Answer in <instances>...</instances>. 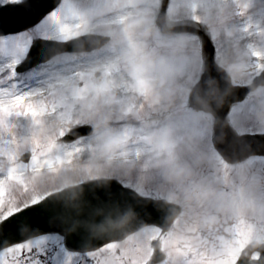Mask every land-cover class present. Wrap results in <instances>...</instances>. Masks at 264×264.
<instances>
[{"label": "rangeland", "instance_id": "obj_1", "mask_svg": "<svg viewBox=\"0 0 264 264\" xmlns=\"http://www.w3.org/2000/svg\"><path fill=\"white\" fill-rule=\"evenodd\" d=\"M162 3L63 0L58 7L70 12L64 37L54 10L11 33L30 38L19 63L37 38L68 41L91 32L111 36L109 42L91 52L58 53L23 72L9 68L16 56L0 50V217L106 175L144 196L182 205L165 233L147 225L85 252L68 250L60 234L40 235L48 238L37 250L45 252L44 264H148L155 240L164 252L156 264H235L248 241L264 242V156L232 161L244 151L230 130L218 137L230 160L218 149L214 117L190 108V92L206 67L204 47L196 34L160 31L155 17ZM167 12L172 22H190L209 34L217 62L238 84L264 68L262 0H170ZM114 71L123 79L110 77ZM227 122L239 136L264 131V86L238 101ZM83 124L92 126L90 133L62 139ZM25 152L27 162L20 159ZM110 155L120 163L106 162ZM215 223L233 247H206L219 242L210 237L208 225ZM40 236L25 242L35 244Z\"/></svg>", "mask_w": 264, "mask_h": 264}, {"label": "water", "instance_id": "obj_2", "mask_svg": "<svg viewBox=\"0 0 264 264\" xmlns=\"http://www.w3.org/2000/svg\"><path fill=\"white\" fill-rule=\"evenodd\" d=\"M60 1L35 0L34 11L30 15L6 19L3 28H0V35L36 24ZM168 1L164 0L157 21L162 32H197L202 37L206 51H210L206 58L207 68L191 92L190 104L214 115L217 135L220 137L228 131L226 118L232 104L264 85V71L246 87L234 85L227 70L217 64L215 47L204 31L187 25L168 24ZM108 39L105 36L86 35L66 43L36 41L29 58L19 70L28 69L62 50H91L100 47ZM89 131L90 127L83 126L71 132L68 138ZM239 142L250 153L264 154V134H246L240 137ZM217 146L223 148L221 144ZM179 212L177 204L142 196L116 179H97L52 193L39 201L38 205L32 204L15 212L9 220L13 225L18 224L19 232L12 234L9 242L26 240L43 233H61L65 236L67 248L85 251L121 239L147 224H157L168 230ZM255 250L261 252L260 258H252ZM236 264H264V245H258L256 241L249 244Z\"/></svg>", "mask_w": 264, "mask_h": 264}, {"label": "snow or ice", "instance_id": "obj_3", "mask_svg": "<svg viewBox=\"0 0 264 264\" xmlns=\"http://www.w3.org/2000/svg\"><path fill=\"white\" fill-rule=\"evenodd\" d=\"M35 0H0V28H3L4 21L12 20L23 15H30L34 11ZM56 24L58 26V32L61 37H64V33L68 27L67 20L70 17V12L67 8L61 10L59 7L53 12ZM71 37L64 38L68 40ZM22 40L19 45V49L14 47L15 40ZM28 37H13L11 33L8 34V38L0 40V50L7 51L9 55H15L16 59L9 64V68L12 64L19 63V51H27L29 46ZM13 44V47L8 46ZM14 71V70H13ZM24 97H18L17 102L23 101ZM104 195V193H101ZM38 201H33V204L38 205ZM30 205H26L28 207ZM20 209H17L18 212ZM15 212H9L8 214L0 217V264H44L45 252L42 249L43 245L47 244L48 238L40 236L36 239L35 244L32 241L25 242L23 240H17L14 243L9 242V238L12 234L19 232L18 224L13 225L9 217H13ZM33 253H36L34 256ZM258 258V255L257 257Z\"/></svg>", "mask_w": 264, "mask_h": 264}, {"label": "bare ground", "instance_id": "obj_4", "mask_svg": "<svg viewBox=\"0 0 264 264\" xmlns=\"http://www.w3.org/2000/svg\"><path fill=\"white\" fill-rule=\"evenodd\" d=\"M190 23V22H188ZM192 24V23H190ZM112 77L113 79H116V80H122L124 75H122L119 71H114V73L110 76Z\"/></svg>", "mask_w": 264, "mask_h": 264}]
</instances>
